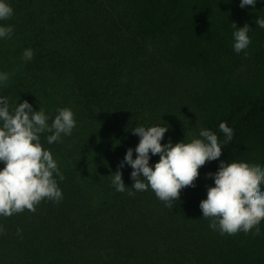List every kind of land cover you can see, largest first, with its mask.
<instances>
[{"label": "trees", "instance_id": "1", "mask_svg": "<svg viewBox=\"0 0 264 264\" xmlns=\"http://www.w3.org/2000/svg\"><path fill=\"white\" fill-rule=\"evenodd\" d=\"M9 2L14 15L0 24L14 32L0 39V71L10 78L0 95L50 117L69 107L77 126L52 144L41 134L63 173V199L0 216V264H264V220L261 235L222 237L199 207L221 160L264 167V29L255 23L264 0L254 10L240 0ZM232 22L252 28L239 54ZM221 121L234 129L230 142ZM154 124L169 126L162 143L189 142L201 127L224 141L171 207L151 188L116 191L109 177L139 142L131 129ZM121 171L131 186L132 168Z\"/></svg>", "mask_w": 264, "mask_h": 264}, {"label": "clouds", "instance_id": "2", "mask_svg": "<svg viewBox=\"0 0 264 264\" xmlns=\"http://www.w3.org/2000/svg\"><path fill=\"white\" fill-rule=\"evenodd\" d=\"M256 4L257 0H240L239 6L251 5L254 10ZM13 15L14 8L9 0H0V20ZM255 23L264 29V17L258 15ZM232 27V47L239 54L250 45L249 31L252 28L247 23L237 27L235 22ZM13 32L14 25L0 24V39L10 38ZM33 56L32 48L23 50L25 62L32 60ZM9 78L8 72L0 71V88L7 85ZM76 126L74 111L69 107L58 108L55 116L50 117L42 107L34 110L33 104L26 99L17 104L8 96L0 95V163L4 165L0 168V216H11L25 209L35 212L36 205L44 199L57 203L63 199L57 179L63 180V173L51 150L44 147L41 134L48 133L45 140L52 144L71 135ZM168 127L167 124H154L131 129L139 136V142L135 149H127L117 170L109 175L116 191H126L129 196H134L138 191L151 188L159 200L171 207L180 197L181 189L195 187L199 168L207 161L221 157L224 141L209 128L201 127L198 136L189 142L173 143L169 139L162 143ZM219 129L225 141H232V127L221 121ZM156 154H159V160L150 164ZM125 165L132 168L131 186H127L122 178L121 169ZM208 175L214 179V186L207 188V196L200 201L199 207L202 217L209 220V227L222 237L247 235L250 231L253 235H261L264 167L221 160L218 170ZM4 231V226L0 225V234Z\"/></svg>", "mask_w": 264, "mask_h": 264}]
</instances>
